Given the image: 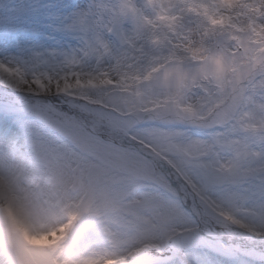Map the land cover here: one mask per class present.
<instances>
[{
  "label": "rangeland",
  "instance_id": "obj_1",
  "mask_svg": "<svg viewBox=\"0 0 264 264\" xmlns=\"http://www.w3.org/2000/svg\"><path fill=\"white\" fill-rule=\"evenodd\" d=\"M15 163L14 264L13 240L26 264L52 248L65 264H264V0H0V169ZM40 218L65 223L25 241Z\"/></svg>",
  "mask_w": 264,
  "mask_h": 264
},
{
  "label": "bare ground",
  "instance_id": "obj_2",
  "mask_svg": "<svg viewBox=\"0 0 264 264\" xmlns=\"http://www.w3.org/2000/svg\"><path fill=\"white\" fill-rule=\"evenodd\" d=\"M73 83L74 80H72L70 85H73ZM150 150V147L146 145L141 148V151L152 160L154 174L157 180L162 185H164L169 192L173 193L174 196L180 198L183 203L189 206V208H194L196 205L192 202V195L188 188L179 182L175 173L164 170V161H161L162 159L160 160V158L154 155ZM18 165L19 164L16 163L13 165L5 164V169H0V206L6 208L5 213H2L1 215L9 218L12 221H15V218L17 217V211L15 212L14 209H12V205H14L13 202L15 201V191H12L11 186L12 182L16 180L17 173L15 172ZM161 175L165 176L164 180L161 179ZM3 181H7L9 188H6L5 185L1 184ZM138 251L139 250H137V252ZM133 256L134 254L131 256V259ZM119 263L122 264L123 262Z\"/></svg>",
  "mask_w": 264,
  "mask_h": 264
},
{
  "label": "clouds",
  "instance_id": "obj_3",
  "mask_svg": "<svg viewBox=\"0 0 264 264\" xmlns=\"http://www.w3.org/2000/svg\"><path fill=\"white\" fill-rule=\"evenodd\" d=\"M64 220L51 221L45 218H40L32 223H21L18 225L20 234L22 236H37L40 238L37 242H43L44 239L53 240V233H59L60 227L64 224ZM6 247V242L0 241V251ZM67 249H47V259L45 264H65L66 257L70 255ZM0 264H14L8 256L0 255ZM35 264H40V261H36Z\"/></svg>",
  "mask_w": 264,
  "mask_h": 264
},
{
  "label": "snow or ice",
  "instance_id": "obj_4",
  "mask_svg": "<svg viewBox=\"0 0 264 264\" xmlns=\"http://www.w3.org/2000/svg\"><path fill=\"white\" fill-rule=\"evenodd\" d=\"M24 240H27L26 236H24ZM12 247L20 264H26V261L30 256L31 249L27 247L25 243L16 240L12 241Z\"/></svg>",
  "mask_w": 264,
  "mask_h": 264
}]
</instances>
